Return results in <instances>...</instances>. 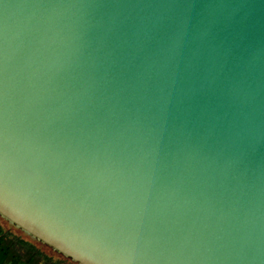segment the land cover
I'll return each mask as SVG.
<instances>
[{"label":"water","instance_id":"1","mask_svg":"<svg viewBox=\"0 0 264 264\" xmlns=\"http://www.w3.org/2000/svg\"><path fill=\"white\" fill-rule=\"evenodd\" d=\"M0 213L81 264H264V0H0Z\"/></svg>","mask_w":264,"mask_h":264},{"label":"trees","instance_id":"2","mask_svg":"<svg viewBox=\"0 0 264 264\" xmlns=\"http://www.w3.org/2000/svg\"><path fill=\"white\" fill-rule=\"evenodd\" d=\"M6 221L10 224V226L22 231L28 238H31L32 240L30 242L25 238H14L11 232H2L3 230L0 229V247L5 254L11 255L18 261H21L25 264H81L75 261L73 258L66 256L59 250L57 251V249L51 245L34 237L21 227L16 226V224L14 225V223L8 219H6ZM39 245L54 252L53 254L57 256L47 257L39 248Z\"/></svg>","mask_w":264,"mask_h":264},{"label":"rangeland","instance_id":"3","mask_svg":"<svg viewBox=\"0 0 264 264\" xmlns=\"http://www.w3.org/2000/svg\"><path fill=\"white\" fill-rule=\"evenodd\" d=\"M0 229L3 230L2 232H6V231L11 232V234L13 235L14 238H19V237L25 238L30 242L32 240L31 238H28L22 231L17 230V228H15V227L10 226V224L6 221V219L1 214H0ZM39 248L43 251L44 255H46L47 257L57 256V255L53 254L54 252L50 251L49 249H47L45 247H42L41 245H39ZM58 258H60V257H58Z\"/></svg>","mask_w":264,"mask_h":264},{"label":"crops","instance_id":"4","mask_svg":"<svg viewBox=\"0 0 264 264\" xmlns=\"http://www.w3.org/2000/svg\"><path fill=\"white\" fill-rule=\"evenodd\" d=\"M0 264H25V263L18 261L11 255L5 254L0 247Z\"/></svg>","mask_w":264,"mask_h":264}]
</instances>
